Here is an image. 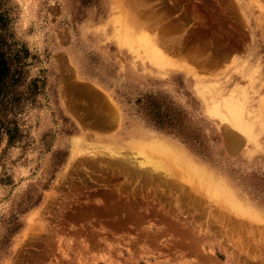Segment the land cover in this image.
Listing matches in <instances>:
<instances>
[{
    "label": "rangeland",
    "instance_id": "1",
    "mask_svg": "<svg viewBox=\"0 0 264 264\" xmlns=\"http://www.w3.org/2000/svg\"><path fill=\"white\" fill-rule=\"evenodd\" d=\"M0 15V264H264V0H0ZM140 135L212 180L140 167Z\"/></svg>",
    "mask_w": 264,
    "mask_h": 264
},
{
    "label": "bare ground",
    "instance_id": "2",
    "mask_svg": "<svg viewBox=\"0 0 264 264\" xmlns=\"http://www.w3.org/2000/svg\"><path fill=\"white\" fill-rule=\"evenodd\" d=\"M123 17V16H122ZM131 27V26H130ZM133 34V33H132ZM126 38V37H125ZM130 38V37H129ZM150 39V38H149ZM123 40V39H122ZM121 40V42H122ZM127 40V39H126ZM129 41V39H128ZM161 50V48H160ZM163 51V50H162ZM226 112V111H225ZM220 114V113H219ZM223 115H225L224 113H221ZM232 116V115H231ZM234 116V115H233ZM232 116V117H233ZM231 117V118H232ZM230 118V120H231ZM239 119V117H238ZM228 120V119H227ZM226 120V121H227ZM229 120V121H230ZM234 120V117H233ZM228 121V122H229ZM230 123V122H229ZM231 124H234L235 128H239L244 132H248L250 130L249 127H245L244 125H240L239 122H237L236 124L233 122ZM233 126V125H232ZM259 129V128H258ZM260 130V129H259ZM264 130V129H263ZM228 133V132H227ZM234 134V133H233ZM247 134V133H246ZM249 136H252V132L251 134H247ZM235 136V135H234ZM135 139V138H134ZM241 139V138H240ZM252 139L254 140V137H252ZM136 144L133 145L134 149L135 147L140 151L141 155L145 156V161H141L139 163L140 167H145V164H152V166L155 168V171L158 170V168L164 169V171L166 170L167 172L170 170V168H173L174 170L178 169L179 167L186 169V171H190L189 174L193 173L194 176H199L204 178V180L206 179H211V175L212 173L206 168V166L204 164H202L201 162H198L196 160H194L193 158H191L190 156H188L187 152L183 151V149L179 148L178 146H176L174 143L170 142V141H166V140H156L153 137L147 136V135H140L138 142H135ZM131 145V144H130ZM241 145V142L238 140H236V137H233L231 135H226L225 136V146L228 150V152L230 153H234L237 152L239 150V147ZM135 148V150H137ZM137 150V151H138ZM259 151V150H258ZM263 151V149H262ZM252 153H248L249 157L251 156ZM154 155H165L167 157V159L169 158V160H167V162L164 164V167L160 164L159 161H157V163L154 161L149 160V158H151V156ZM156 158V157H155ZM144 159V158H143ZM138 161V160H137ZM164 163V162H162ZM149 166V165H148ZM169 169V170H168ZM173 170V171H174ZM181 170V169H180ZM183 171V170H182ZM192 171V172H191ZM172 172V171H169ZM153 173V172H152ZM174 173V172H172ZM182 174V173H181ZM187 174V173H186ZM167 176V175H166ZM172 176V175H171ZM174 176V174H173ZM172 176V177H173ZM189 177V175L187 176V178ZM214 178V177H213ZM216 178V177H215ZM174 179V178H173ZM177 179V178H176ZM212 180V179H211ZM215 181V180H214ZM213 181V182H214ZM177 182V181H176ZM220 182V181H219ZM225 182V181H223ZM229 183V182H228ZM227 183V186L230 187V185ZM201 186V185H200ZM239 202V201H238ZM241 204V203H240ZM236 205L237 207H239V204L235 203L233 204V206ZM242 205V204H241ZM245 205H242V207ZM241 207V209H242ZM237 209V208H236ZM240 209V208H239ZM244 210V209H242ZM235 211V210H234ZM245 211V210H244ZM236 212V211H235ZM255 219V218H254ZM260 220V219H258Z\"/></svg>",
    "mask_w": 264,
    "mask_h": 264
},
{
    "label": "trees",
    "instance_id": "3",
    "mask_svg": "<svg viewBox=\"0 0 264 264\" xmlns=\"http://www.w3.org/2000/svg\"><path fill=\"white\" fill-rule=\"evenodd\" d=\"M1 17L2 16L0 15V18ZM7 74H8L7 59H6L5 54L3 53L2 49L0 48V95H1V92L3 91V87L5 84V78L7 77Z\"/></svg>",
    "mask_w": 264,
    "mask_h": 264
},
{
    "label": "crops",
    "instance_id": "4",
    "mask_svg": "<svg viewBox=\"0 0 264 264\" xmlns=\"http://www.w3.org/2000/svg\"><path fill=\"white\" fill-rule=\"evenodd\" d=\"M233 137H236V140L238 141L239 139H240V137L239 136H237V135H233ZM239 138V139H238ZM241 140V139H240ZM223 145H225V137H224V140H223Z\"/></svg>",
    "mask_w": 264,
    "mask_h": 264
}]
</instances>
